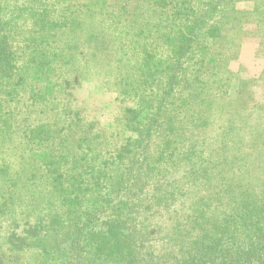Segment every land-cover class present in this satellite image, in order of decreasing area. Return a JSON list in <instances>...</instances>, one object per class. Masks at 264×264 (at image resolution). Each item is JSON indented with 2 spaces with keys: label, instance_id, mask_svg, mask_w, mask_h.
Returning a JSON list of instances; mask_svg holds the SVG:
<instances>
[{
  "label": "trees",
  "instance_id": "obj_1",
  "mask_svg": "<svg viewBox=\"0 0 264 264\" xmlns=\"http://www.w3.org/2000/svg\"><path fill=\"white\" fill-rule=\"evenodd\" d=\"M240 1L0 0V264H264V113L165 116L245 23L264 57V0ZM96 79L106 137L74 105Z\"/></svg>",
  "mask_w": 264,
  "mask_h": 264
},
{
  "label": "rangeland",
  "instance_id": "obj_2",
  "mask_svg": "<svg viewBox=\"0 0 264 264\" xmlns=\"http://www.w3.org/2000/svg\"><path fill=\"white\" fill-rule=\"evenodd\" d=\"M133 4L137 0H131ZM135 2V3H134ZM132 5V4H131ZM237 6L241 10H249L254 6V2L250 0H244L237 3ZM244 27L248 30V34H241L237 39L238 42L234 43L236 47L228 54L223 56L217 54L214 61L204 65V70L209 69V71H201V80L197 82V90L205 91L209 95L197 97V103L195 101H186L184 96H187L186 91L182 93H177L174 100V104L166 109L165 116H175L182 114L184 110H187L182 106L184 102H187L191 107V110L187 112L186 116H191L190 119L193 120L194 114H201L203 117L199 118V121L203 123V118L206 114L210 113L211 118H216L214 115L220 106L225 107V113L231 110H235L233 113H239L243 108L241 106L247 104L253 112L259 113L262 111L264 113V82L260 80V76L264 69V57L258 54V48L260 45V39L254 34L255 27L253 23H245ZM235 35L232 36L234 40ZM213 65L216 67L213 68ZM218 67L226 68L231 74L222 73L224 79L221 83L225 84V88L228 87L230 96H221L219 94V84L220 82L211 83L212 79L219 77V74L214 75L213 78L209 80L208 73H213L218 70ZM228 77V78H227ZM250 83L249 89L252 93L246 90L248 88L247 83ZM100 80L96 79L94 81H83L81 85L73 90L75 101L74 105L83 110L84 116L89 120L96 122L99 129L102 130L104 136L110 135V133L117 131L118 128V96L120 92L115 87L109 85L100 84ZM213 88V89H212ZM207 100H210V109L208 110L205 106ZM205 103V104H202ZM132 105V102H131ZM263 107L261 108V106ZM230 113V112H229ZM187 118V117H185ZM186 121V120H185ZM172 124L164 126L162 132L159 134L158 138L171 139L172 137ZM189 128V127H188ZM214 129V126L213 128ZM128 134V133H127ZM159 141V139H158ZM181 141V139H177ZM158 145V142H157ZM156 151V149H154ZM156 153V152H155ZM156 158V156H155ZM186 170V169H185ZM180 172H173V178H180L182 174ZM212 174H215L212 172ZM153 182H159V179H154ZM178 182L177 184H179ZM164 189L168 190L169 187L164 186ZM171 191L180 193L179 187H171ZM182 199V198H181ZM178 203V202H177ZM176 203V206H178ZM166 213V211H164ZM158 229V228H157ZM156 240H159L156 238ZM160 244V243H159ZM156 244V246H160ZM158 249V248H155Z\"/></svg>",
  "mask_w": 264,
  "mask_h": 264
}]
</instances>
